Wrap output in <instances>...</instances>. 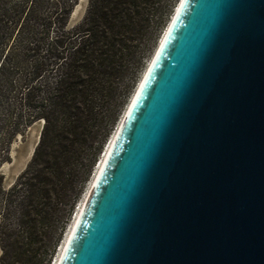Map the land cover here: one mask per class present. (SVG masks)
<instances>
[{
	"label": "water",
	"instance_id": "water-1",
	"mask_svg": "<svg viewBox=\"0 0 264 264\" xmlns=\"http://www.w3.org/2000/svg\"><path fill=\"white\" fill-rule=\"evenodd\" d=\"M176 10L59 264H264V0Z\"/></svg>",
	"mask_w": 264,
	"mask_h": 264
},
{
	"label": "trees",
	"instance_id": "trees-1",
	"mask_svg": "<svg viewBox=\"0 0 264 264\" xmlns=\"http://www.w3.org/2000/svg\"><path fill=\"white\" fill-rule=\"evenodd\" d=\"M8 1L0 0V62L3 60L0 80L9 77L5 64L15 59L14 44L23 41L26 53L38 56L43 51L41 40L48 43L19 85L22 94L19 104L27 106L31 114L17 116L14 121L16 131L23 119L22 125L26 127L42 118L40 142L27 168L10 188L3 187V175H0L2 263L38 264L40 254L47 248L44 241L60 218L61 205L70 203L66 220L74 209L79 192L73 200L68 199L85 154L107 125L88 167L85 177L88 179L119 117L122 106L110 115L119 82L161 0H90L79 26L69 30L61 27L51 38V16L43 31H36L29 24L36 13L32 8L34 0L26 14L22 8L16 15L13 13L16 7L7 4ZM64 8L57 10L56 19L64 16ZM19 23L21 27L16 30ZM6 47L7 55L3 51ZM42 78L46 81L43 85L38 83ZM9 90L7 85L3 96ZM0 150L2 162L9 158V147L4 143ZM60 238L61 233L45 264H50Z\"/></svg>",
	"mask_w": 264,
	"mask_h": 264
},
{
	"label": "rangeland",
	"instance_id": "rangeland-1",
	"mask_svg": "<svg viewBox=\"0 0 264 264\" xmlns=\"http://www.w3.org/2000/svg\"><path fill=\"white\" fill-rule=\"evenodd\" d=\"M9 1H8L9 3L7 4H11L12 7H16L13 11L14 15H16L18 13V10L22 8L25 9L24 12L26 14L30 8L32 0H9ZM180 2L181 0H161V2L158 4L159 6H157L156 11L154 12V18L152 20V23L150 27L147 29V31L144 32L145 35L142 37L132 61L128 63L127 68L125 69V73L122 77V80L119 82V86H118L119 89L117 92L118 95L116 98V103L114 108H112L110 112V115H113L114 112L119 110L120 108L119 106H122V109L119 110L118 112L119 117L116 123L114 124L111 134L106 140L102 152L98 156L97 162L92 168L91 174L88 177V179H85L88 171V167L91 164L96 147L98 146V142L101 140L105 130L108 128L107 125H104V127L99 131L98 137H96L94 144L92 145V148L89 149L85 154V157L82 162V166L79 167L73 179L72 189L70 192L71 199L70 198L68 199V200H73L74 194L76 192H79L78 198L76 199L75 202L74 209L72 210V213L68 218V220H66L64 219V217L67 214L70 203L64 202L61 205L60 218H58L54 228L47 235L49 237L46 238L44 241L45 247L47 248H44L45 251H43V253L40 254L39 258L41 259V261H39L38 264H45V260L47 258L46 256L50 252V248L52 247L56 237H58L61 233V238L55 247V251L51 258L52 260L50 262V264L55 263L60 248L62 247L66 235L69 231V228L71 227L74 218L77 214V211L84 199L83 196L85 197V194L87 193L90 187V184L92 182L91 180L93 179V176L95 174V169L100 163L101 157L103 156L113 134L117 130V127L119 126V123L122 120V117L124 116L134 93L137 90V86L139 85L143 76L145 75V72L151 60L153 59L160 45L161 39L163 38L165 31L167 30V27L169 26L175 14V10L178 8ZM89 4H90V0H34V4H32V8H35L34 10L36 11V13L32 15L33 18L29 20V24L31 25V27L36 29V31H43V29H46V27H48L47 23L50 20L48 17L51 16L52 22L49 26V37L51 38L56 34V32H58L59 28L61 27H63L66 30H69L79 26L85 18ZM61 8H64L65 10L64 16L63 17H61V15L59 17L57 16L58 18L56 19V15H58L60 11L59 9ZM57 10H59L58 13ZM24 26L25 24L23 25V27ZM20 27L21 24L19 23L16 27V30H19ZM24 43L25 42L22 41L21 44H14L12 46L15 59L11 58L5 64L7 71L9 73V77L2 78L0 80V148H2L4 143L7 144V147H9L8 150L9 158L4 159L2 162H0V168L4 164L9 162L11 158L15 155L16 153L15 147L19 148L21 144H24L28 141L30 133L35 132L34 129L36 125L44 126V120L40 118L34 120L31 124L24 127L22 125L24 121L23 119V121H20L18 129L14 131V129L16 128L14 124L15 118L17 116L26 117L28 116L29 113L31 114V110L27 106H21L19 104V100L21 99V95H22L19 93V85L21 83L22 77L31 71L32 64L34 63V61L36 59H40V56L43 55L44 53L43 51L46 48L48 40L46 39L41 40L43 51L40 52L39 54L40 56L38 55L39 57L26 53L27 51L25 49ZM3 51L5 52V55H7L9 48L6 47L3 49ZM2 61L3 60H1L0 65ZM43 79L44 78L40 79L38 83L42 85L45 84L46 81H43ZM7 85L8 88H11V90H9L10 92H8L6 96H3V93ZM39 95L41 96L40 92ZM0 175H3V187L5 189L10 188L11 186L10 187L5 186L6 173L0 171ZM62 226H64V229L61 228ZM2 254H3V248L0 241V264H3Z\"/></svg>",
	"mask_w": 264,
	"mask_h": 264
},
{
	"label": "bare ground",
	"instance_id": "bare-ground-1",
	"mask_svg": "<svg viewBox=\"0 0 264 264\" xmlns=\"http://www.w3.org/2000/svg\"><path fill=\"white\" fill-rule=\"evenodd\" d=\"M181 1H182V0H181ZM180 3H181V2H180ZM179 5H180V4H179ZM178 7H179V6H178ZM176 12H177V10L175 11V13H176ZM174 16H175V14H174ZM174 16H173V18H174ZM173 18H172V20H173ZM172 20H171V22H172ZM171 22H170V24H171ZM170 24H169V26H170ZM169 26L167 27V30H168ZM167 30L165 31V34H164L163 38L161 39L160 44L162 43L163 39L165 38V35H166ZM159 46H160V45H159ZM158 48H159V47H158ZM157 51H158V49H157ZM157 51H156V53H157ZM156 53H155V54H156ZM154 56H155V55H154ZM151 61H152V60H151ZM150 63H151V62H150ZM149 65H150V64H149ZM145 73H146V72H145ZM139 84H140V83H139ZM138 86H139V85H138ZM135 93H136V92H135ZM135 93H134V95H135ZM134 95H133L132 99L134 98ZM131 101H132V100H131ZM130 103H131V102H130ZM129 105H130V104H129ZM128 107H129V106H128ZM127 109H128V108H127ZM127 109H126V111H127ZM125 115H126V112H125L124 116H125ZM124 116L122 117V120L120 121L119 126L117 127V130L115 131V133L113 134V136H112V138H111L109 144L107 145V148H106V150H105L103 156L101 157L100 163L98 164V166H97L96 169H95V174H94V176H93V179L91 180L92 182H91V184H90V187H89L87 193L85 192V193H86V194H85V197L83 196L84 199H83V201H82V203H81V205H80V207H79V209H78V211H77V214H76V216H75V218H74V221H73L71 227L69 228V231H68V233H67V235H66L65 241L63 242V245H62V247L60 248V251H59V253H58V256H57V258H56L54 264H59V262H60V259H61V256H62V254H63V251H64V249H65V247H66V245H67V243H68V241H69V239H70L72 233H73V230H74L75 225H76V223H77V220H78V218H79V216H80V214H81V211H82V209H83V206H84L85 202L87 201V199H88V197H89V194H90V192H91V190H92V188H93V186H94V183H95V181H96V179H97V176H98V174H99V171L101 170V168H102V166H103V163H104L105 159L107 158L108 152H109V150L111 149V147H112V145H113V143H114L115 137L117 136L116 134H117V132H118V129H119V127H120V125H121L123 119H124Z\"/></svg>",
	"mask_w": 264,
	"mask_h": 264
}]
</instances>
